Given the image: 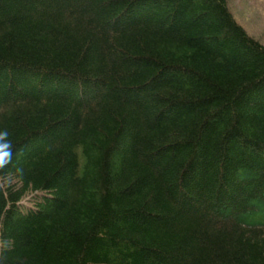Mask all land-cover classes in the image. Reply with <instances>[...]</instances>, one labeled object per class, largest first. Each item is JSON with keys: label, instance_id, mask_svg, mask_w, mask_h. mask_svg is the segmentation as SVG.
Here are the masks:
<instances>
[{"label": "trees", "instance_id": "16d2710c", "mask_svg": "<svg viewBox=\"0 0 264 264\" xmlns=\"http://www.w3.org/2000/svg\"><path fill=\"white\" fill-rule=\"evenodd\" d=\"M0 130V264H264V44L227 0H0Z\"/></svg>", "mask_w": 264, "mask_h": 264}, {"label": "rangeland", "instance_id": "374dc122", "mask_svg": "<svg viewBox=\"0 0 264 264\" xmlns=\"http://www.w3.org/2000/svg\"><path fill=\"white\" fill-rule=\"evenodd\" d=\"M230 11L245 31L264 44V0H228ZM25 198L24 203L29 204Z\"/></svg>", "mask_w": 264, "mask_h": 264}, {"label": "clouds", "instance_id": "9594fccd", "mask_svg": "<svg viewBox=\"0 0 264 264\" xmlns=\"http://www.w3.org/2000/svg\"><path fill=\"white\" fill-rule=\"evenodd\" d=\"M8 132L0 130V167L8 164L12 157L11 145L7 140Z\"/></svg>", "mask_w": 264, "mask_h": 264}, {"label": "bare ground", "instance_id": "6f19581e", "mask_svg": "<svg viewBox=\"0 0 264 264\" xmlns=\"http://www.w3.org/2000/svg\"><path fill=\"white\" fill-rule=\"evenodd\" d=\"M29 205V204H28Z\"/></svg>", "mask_w": 264, "mask_h": 264}]
</instances>
